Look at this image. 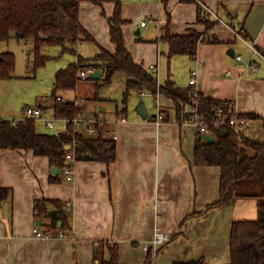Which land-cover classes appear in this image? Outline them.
Listing matches in <instances>:
<instances>
[{"label":"crops","instance_id":"1","mask_svg":"<svg viewBox=\"0 0 264 264\" xmlns=\"http://www.w3.org/2000/svg\"><path fill=\"white\" fill-rule=\"evenodd\" d=\"M100 1H82L79 21L96 43L113 52L108 17L114 2ZM220 3L234 13L230 19L236 28L221 20L206 33L211 40L200 42L194 57L185 54L190 71L180 87H189V80L195 79L191 87L201 94L232 103L239 113L258 115L246 136L261 141L264 59L253 56L247 41L264 51V0H121L122 18L127 20L122 27L125 43L134 61L156 75L159 51L165 48V56L168 53V44L160 39L166 30L172 34H184L190 28L204 32L203 24L196 21L200 7L216 17ZM239 26L244 39L236 35ZM235 54L244 61L253 58L257 70L243 67ZM151 64L155 71L149 68ZM166 80L175 82L171 73ZM154 97L156 111L163 113L164 121L157 125L140 115L125 118L126 113L120 114L121 109L116 108V118L107 117L110 123L105 126L117 136L115 159L109 164L75 159L71 181L65 180L57 167V173L52 172L55 166L49 164L47 156L20 148H0V187L9 189L6 198L0 200V264H97L95 250L108 256L106 248L100 251L101 241L117 244L121 263L144 264L147 250L143 244L151 241L155 230L168 233L170 240L153 249L156 253L151 264L199 257L208 264L230 261L231 223L255 219L258 201L241 197L226 206L206 209L219 198L220 168L194 164L196 129L176 119L170 98L160 94ZM101 100L94 95L92 101L81 103L83 112L92 111L86 117L101 111ZM32 118L45 123L43 110L41 116ZM53 124L57 129L53 133L65 130L61 120H53ZM79 130L88 136L83 128ZM52 173L57 174L58 181L49 180ZM41 198L61 201L71 227L64 237L58 232L35 236L34 228L43 232L38 225L48 221L34 208ZM196 211L200 213L192 216Z\"/></svg>","mask_w":264,"mask_h":264},{"label":"trees","instance_id":"2","mask_svg":"<svg viewBox=\"0 0 264 264\" xmlns=\"http://www.w3.org/2000/svg\"><path fill=\"white\" fill-rule=\"evenodd\" d=\"M82 1L101 3L100 0H0V41H6L11 37L18 40L32 39L35 68L44 65L52 57L42 53V49L46 46L58 45L74 53L80 42L94 43L98 48L90 57L77 54L75 62L56 71L52 82L53 116L71 119L83 113L82 106L77 105L75 101L57 98L55 92L75 89L82 80L79 73L86 68H93L102 72V77L94 80L97 84L96 88L109 84L115 74H124L125 91L120 114L126 113V104L131 91H147L153 96L160 94L170 98L175 106L176 119L179 122H188L190 116L184 109L194 104L192 87H180L172 80L159 84L154 73L134 61L123 36L122 27L127 20L122 18L121 0H112L114 9L112 15L108 17L110 39L115 44L113 52L96 43L80 23L79 9ZM189 1L199 2V0ZM200 11L201 7L196 21L205 26L204 32L190 28L187 33L172 34L166 30L160 38L168 44V58L181 54L194 57L198 44L211 40L206 33L221 20L232 26L230 17L234 16V13L222 3L218 5L216 17L210 14L201 16ZM237 28L238 33L242 32L241 26ZM15 64L16 58L13 52H1L0 79L12 77ZM88 79L91 78L84 80ZM196 100L198 111L204 115L209 124L207 131L215 141L213 143L204 141L202 132L196 130L194 164L220 168L219 198L207 204L205 208L226 206L241 197L256 198L258 201L255 219L235 220L231 223L228 242L230 261L227 264H264V138L261 141H253L245 135L237 136L228 125L214 127L212 121L218 107L223 108L226 113L231 112L228 102L205 96L198 91ZM240 116L250 120L260 118L254 113H241ZM14 121L0 117V148L31 150L35 155L47 156L49 164L60 170L65 162L63 145L67 142L76 143V160L89 159L109 164L115 159V141L103 137V126H96V135L90 137L76 132L71 122L67 123L64 131L49 133L37 131L35 119L32 117H25L13 123ZM49 180L56 182L59 179L57 174L52 173ZM8 190L0 187V200L6 198ZM34 208L39 214L48 218L47 223L38 225L39 228L43 227L44 234L51 236L59 231H70L68 215L59 199L41 198L35 201ZM199 213L196 211L191 215L195 216ZM99 244L100 251L106 248L108 256L96 254L95 250L97 264H123L119 259L116 243L101 241ZM155 253L156 251L150 246L144 264H151ZM172 264L208 263L203 257H199Z\"/></svg>","mask_w":264,"mask_h":264},{"label":"rangeland","instance_id":"3","mask_svg":"<svg viewBox=\"0 0 264 264\" xmlns=\"http://www.w3.org/2000/svg\"><path fill=\"white\" fill-rule=\"evenodd\" d=\"M3 51L13 52L16 64L12 77L0 79V117L10 121H18L26 117L25 106H41L43 117L52 118L54 115L52 109L54 100L52 82L56 71L66 67L71 62H75L77 54H81L84 57L91 56L97 51V48L90 42H80L76 46V52L74 53L63 49L62 46H46L42 49V53L52 57L38 68L33 65L32 39L18 40L11 37L6 41H0V52ZM166 52L165 48L159 51L158 73L156 74L158 81L160 84L164 83L168 74L171 73L175 83L179 86H184L189 75L187 73L190 71L188 70L189 56L187 57L185 54L174 55L169 60L165 56ZM124 91L125 76L122 73H117L109 84L99 88H96L95 81L82 79L75 89L57 90L55 96L63 100L75 101V103H85L92 101V98L96 95L102 99L99 101L101 104L100 109L104 111L105 116L116 118V108L121 109L123 107ZM137 92L135 90L130 92L126 104L125 118L131 119L139 116L136 111L139 102H144L148 116L156 114V98L147 92L140 95ZM91 113L92 111H86L84 116H88ZM35 125L39 131L53 133L57 130L55 127L48 128L44 122L38 119H36Z\"/></svg>","mask_w":264,"mask_h":264},{"label":"built area","instance_id":"4","mask_svg":"<svg viewBox=\"0 0 264 264\" xmlns=\"http://www.w3.org/2000/svg\"><path fill=\"white\" fill-rule=\"evenodd\" d=\"M208 13L204 10L201 9L200 11V15L201 16H206ZM145 22L142 21L141 25H144ZM238 37L243 38L244 36H242L241 32L236 34ZM248 45L252 51V54L254 57H261L264 59V54L252 43V42H248ZM236 61L240 64H242L243 67H247L253 71L257 70L258 64L257 62L251 58L248 61H244L242 56L240 54H235L234 55ZM149 68L152 69V71H155V66L154 64L149 65ZM94 71L93 68H86L83 71H81L79 73V76L81 79H87L90 77V74ZM194 73V71L192 72V74ZM195 79H190L189 80V84L190 86L195 85ZM193 98H192V102H194V104L190 105V106H186L185 107V111L188 112L189 114V121L188 123H190L191 125L194 126V128L202 133H209L207 131L209 124L208 122L205 120L204 115L198 111V108L196 106V92L197 90L195 88H193ZM145 91H143L141 94H143ZM195 93V94H194ZM60 98V97H58ZM82 102H78L76 103L77 105H81ZM228 105L231 107V112L230 113H226L223 108L218 107L215 112H214V117H213V121H212V125L214 127H219L221 125H228L231 130L237 135V136H242V135H247V131L250 128V124L251 121L248 118L242 117L240 116L241 113L237 112L234 108V106H232V103H228ZM24 111L26 113V115L30 116V117H34V116H41L42 110L38 107L34 108V107H28L25 106L24 107ZM146 119L149 120L150 122L154 123V124H159L160 122L164 121V115L161 111H157L156 114L154 115H150V116H146ZM53 120H61V122L65 123L67 125L68 122H71L75 128V131L78 133H81V128H83L86 132V134L89 135H96V126L97 127H101L103 126V137L111 139V140H116L117 136L114 133V131L112 129L109 128H105V126L108 125V123H110L109 119L107 118V116H105V113L100 111L97 114L90 116V117H86L84 116V112L81 113L80 115H77L73 118H46L44 117V121L46 123V126L49 128L54 127L53 124ZM15 123V122H13ZM66 128V127H65ZM64 149H65V162L62 166V174L64 175V179L71 181L74 178V168L72 163L75 161V147H76V143L75 142H67L66 144L63 145ZM34 233L35 236L37 237H45L48 236L46 234H44L41 230L34 228ZM58 236H63L66 235L65 232L59 231L57 233ZM170 240V235L166 232L160 231V230H155L153 237L151 239V241L149 243H145L143 244V248L145 250H147L150 246L153 249H156L157 247L161 246L162 244L166 243L167 241Z\"/></svg>","mask_w":264,"mask_h":264},{"label":"water","instance_id":"5","mask_svg":"<svg viewBox=\"0 0 264 264\" xmlns=\"http://www.w3.org/2000/svg\"><path fill=\"white\" fill-rule=\"evenodd\" d=\"M230 52H231V55H232V51L231 50H230ZM100 76H101V72L99 70H94L90 74V78L93 79V80L99 79ZM136 111L138 112V114L142 118H146V116H147V109L145 107L144 102H139L138 103V105L136 107ZM202 138H203L204 141H206L208 143H213L215 141L214 137L210 133H202ZM52 172L53 173H57V168L56 167H52ZM37 223H39V222H37Z\"/></svg>","mask_w":264,"mask_h":264}]
</instances>
